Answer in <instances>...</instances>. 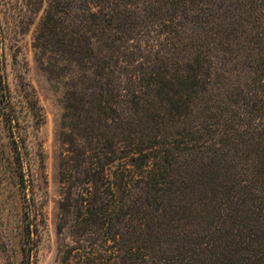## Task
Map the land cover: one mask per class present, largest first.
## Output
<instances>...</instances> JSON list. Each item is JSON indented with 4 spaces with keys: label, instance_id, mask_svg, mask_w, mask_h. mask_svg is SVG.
I'll use <instances>...</instances> for the list:
<instances>
[{
    "label": "trees",
    "instance_id": "1",
    "mask_svg": "<svg viewBox=\"0 0 264 264\" xmlns=\"http://www.w3.org/2000/svg\"><path fill=\"white\" fill-rule=\"evenodd\" d=\"M27 3L41 12L33 35L41 68L63 84L68 125L59 132L66 149L58 210L75 238L71 261L169 264L161 244L173 241L168 224L184 178L176 161L189 149L186 136L200 133L205 122L200 89L242 56L244 48L225 55L234 43L230 31L254 7L263 12L264 0ZM3 39L0 31V47ZM179 39L198 40L186 46ZM243 59L248 70L257 67L248 52ZM2 64L0 58V120L24 194L22 260L34 264L42 209L17 108L36 116L40 106L30 84L14 95Z\"/></svg>",
    "mask_w": 264,
    "mask_h": 264
},
{
    "label": "rangeland",
    "instance_id": "2",
    "mask_svg": "<svg viewBox=\"0 0 264 264\" xmlns=\"http://www.w3.org/2000/svg\"><path fill=\"white\" fill-rule=\"evenodd\" d=\"M254 8L230 31L234 43L228 40L225 55L244 48L242 56L211 77L205 90L199 88L205 122L200 133L186 136L189 149L176 161L185 179L173 197L168 224L173 241L161 244L169 264H264V9ZM30 9L27 0H0L2 72L14 95L30 84L40 106L36 116L17 108L42 209L32 260L73 264L75 238L58 210L59 162L66 149L59 132L62 123L68 125L62 120L63 84L41 68L33 39L41 12ZM179 40L188 46L198 39ZM246 52L257 60L252 71L243 59ZM18 173L0 120V264H23L24 194Z\"/></svg>",
    "mask_w": 264,
    "mask_h": 264
}]
</instances>
